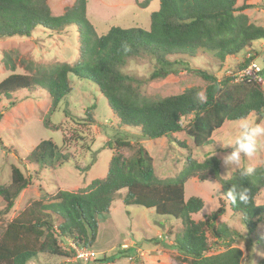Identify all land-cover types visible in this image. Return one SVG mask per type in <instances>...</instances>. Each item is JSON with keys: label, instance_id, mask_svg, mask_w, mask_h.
Returning <instances> with one entry per match:
<instances>
[{"label": "trees", "instance_id": "trees-1", "mask_svg": "<svg viewBox=\"0 0 264 264\" xmlns=\"http://www.w3.org/2000/svg\"><path fill=\"white\" fill-rule=\"evenodd\" d=\"M47 1L0 0V40L30 37L38 27L60 33L74 26L79 56L72 64L49 66L20 60L28 73H18L16 62L5 53V64L12 73L0 81V97L10 98L18 90L40 87L50 94L54 112L73 90L71 76L87 78L97 85L122 126L140 128L143 139L172 137L185 131L197 148L209 144L213 133L226 121L247 119L252 114L264 116V84L248 78L236 81L235 76L219 79L208 70L191 68L189 62L180 58H196L209 52L223 65L227 57L253 49L255 42L264 40V26L253 23L244 12L252 4L245 1L237 6L238 0H160V9L151 14L148 29L113 25L98 34L87 16L88 0H76L61 15H54ZM150 1L145 0L142 6H148ZM136 57L155 61L154 78L177 74L176 65L183 62L184 69L207 82L208 102H198L196 93L202 90L199 87L164 97L144 96L141 80L123 70ZM250 62L248 58L241 69ZM261 68L264 79V65ZM88 117L94 121L93 113H88ZM107 144L115 152L105 177L76 192L59 190L54 196L34 200L7 224L0 236V264H27L41 255L73 258L75 248H65L63 241L77 248L93 247L99 225L111 219V206L117 198L124 205L143 206L154 209L158 216L180 220L183 230L176 234L173 246L189 260L188 264L242 263L243 252L235 246L240 233L225 223H217L226 212V204L222 201L216 212L196 221L193 215L203 210L204 200L198 196L186 199V183L194 177L217 181L233 212L240 214L248 229L255 231L257 224L264 221V206L256 203L264 189L263 166L254 167L250 177L241 178L236 170L231 177L223 178L217 156H206L202 162L188 157L175 177L162 179L155 172L152 157L139 142L119 138ZM124 148L134 152L126 156L121 152ZM71 157L56 142L45 139L30 151L27 159L49 168L66 163ZM30 184L31 178L13 166L10 182L0 183L4 204L0 221ZM233 185L249 190L247 204H233L228 199L227 192ZM122 190H126L124 196L120 194ZM222 247V251L212 253ZM114 260V256H104L98 261Z\"/></svg>", "mask_w": 264, "mask_h": 264}, {"label": "rangeland", "instance_id": "rangeland-1", "mask_svg": "<svg viewBox=\"0 0 264 264\" xmlns=\"http://www.w3.org/2000/svg\"><path fill=\"white\" fill-rule=\"evenodd\" d=\"M76 0H48L54 15H61ZM252 4L244 10L253 23L264 26V0H238L237 6L244 2ZM145 0H88L87 16L98 34L107 32L111 26L124 28L150 26V16L160 9V0H151L143 7ZM79 41L76 27L70 26L60 33L42 27L35 29L30 37L15 36L0 40V81L12 70L6 66L5 53L10 54L17 64L16 72L28 73L19 62L26 60L34 65L49 66L60 63H74L79 56ZM253 49L243 51L236 56H229L223 65L213 53L199 54L196 58L181 55L183 61L190 63L193 69L208 70L219 79L235 76L250 58L260 67L264 65V40L254 43ZM175 59V57H171ZM250 62V63H251ZM243 64V65H242ZM182 63L176 65L177 74L164 78H154L155 61L150 57H136L127 62L124 72L141 80L140 90L147 97L169 96L183 92L190 87L205 90L207 82L197 73L184 69ZM243 68V67H242ZM73 90L51 112L52 99L47 90L35 87L12 93L10 98L0 97V183L7 184L11 179L12 167H19L31 178L30 186L16 200L14 208L0 221V236L7 224L30 202L44 196H54L59 190L79 191L93 180L107 175L110 159L115 150H110L108 141L119 138L139 142L146 148L153 159L158 177L165 179L175 177L184 167L188 157L202 162L206 156L214 155L221 160V176L229 178L238 170L223 163L234 145L225 146V142L235 139L243 131L238 127L241 120L226 121L212 135V141L197 148L185 131L177 132L172 137L143 139L140 128L122 126L119 118L112 112L107 99L95 83L87 78L72 75ZM66 112L68 114H66ZM94 114L90 121L88 113ZM187 118L186 121L190 120ZM247 119L264 124V116L250 115ZM45 139L56 142L71 159L53 167H41L30 163L28 154ZM126 156L134 150L124 148ZM241 167H264V137L252 157L243 153ZM90 164H92L90 166ZM126 190L120 192L124 196ZM198 196L204 200V208L194 214L196 221L206 219L217 211L223 201L226 212L218 218L217 223H225L240 233L241 238L235 244L243 252L241 264H262L264 261V221H260L255 231L244 224L242 216L234 213L222 194L219 183L213 179L201 181L197 177L186 183L185 197ZM258 205L264 206V189L256 199ZM4 208L0 198V209ZM112 217L99 225L95 245L87 248L95 252L89 261L83 262L73 258H48L45 255L29 261L27 264H188L189 260L179 254L173 246L176 234L183 230L180 220H173L155 214L154 209L137 205H124L121 198L113 201ZM65 248L75 247L69 241H63ZM77 248V247H76ZM222 248L213 249L212 253ZM104 256H114L113 262L98 261Z\"/></svg>", "mask_w": 264, "mask_h": 264}, {"label": "clouds", "instance_id": "clouds-1", "mask_svg": "<svg viewBox=\"0 0 264 264\" xmlns=\"http://www.w3.org/2000/svg\"><path fill=\"white\" fill-rule=\"evenodd\" d=\"M197 100L200 104L208 102L207 93L201 90L196 93ZM238 127L243 131L235 137L225 142V146L234 145L233 151L227 155L223 163L235 167L239 171L241 178L250 177L254 172L252 167H241V160L243 153L247 157H252L258 150L260 145V138L264 137V124L255 123L249 119H242ZM228 199L233 204H247L249 202V190L244 186L233 185L227 192Z\"/></svg>", "mask_w": 264, "mask_h": 264}, {"label": "built area", "instance_id": "built-area-1", "mask_svg": "<svg viewBox=\"0 0 264 264\" xmlns=\"http://www.w3.org/2000/svg\"><path fill=\"white\" fill-rule=\"evenodd\" d=\"M261 70L262 68L257 63L252 61L246 68L241 69L239 72H237L239 74L236 81H241L248 78L257 81L260 84H264V79L261 75ZM74 248L76 251L77 259L83 262H87L91 260L90 259L91 257L95 256V252L90 251L87 248H76V247Z\"/></svg>", "mask_w": 264, "mask_h": 264}, {"label": "water", "instance_id": "water-1", "mask_svg": "<svg viewBox=\"0 0 264 264\" xmlns=\"http://www.w3.org/2000/svg\"><path fill=\"white\" fill-rule=\"evenodd\" d=\"M264 87V86H263Z\"/></svg>", "mask_w": 264, "mask_h": 264}]
</instances>
